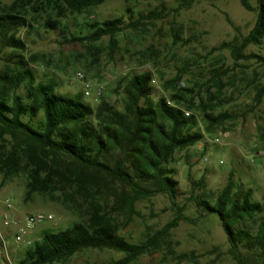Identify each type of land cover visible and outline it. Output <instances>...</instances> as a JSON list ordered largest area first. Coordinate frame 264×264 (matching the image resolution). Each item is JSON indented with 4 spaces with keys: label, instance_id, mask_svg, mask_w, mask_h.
Instances as JSON below:
<instances>
[{
    "label": "trees",
    "instance_id": "trees-1",
    "mask_svg": "<svg viewBox=\"0 0 264 264\" xmlns=\"http://www.w3.org/2000/svg\"><path fill=\"white\" fill-rule=\"evenodd\" d=\"M107 1L16 0L11 6H0V55L5 49L12 51L0 71L2 186L23 177L25 201L43 196L85 214L65 230L46 231L28 246L19 264H64L86 250L122 255L109 264H135L145 255L162 251L171 231L182 222L195 224L210 216L220 221L235 264H264V196L254 201L250 190L235 183L233 172L218 196L195 195L199 188L205 189V179L192 181L190 196L199 213V218L192 220L179 203V182L176 171L170 168L178 152L203 141L198 114L207 132L232 118L227 113H214L223 103V91L235 85V76L230 77L228 70L215 69L204 87L196 85L191 90L177 87L181 75L167 80L163 91L169 95L157 100L153 98L152 72L123 78L117 85L124 93L122 110L105 99L96 108L85 104L80 101L84 93L75 95L76 99L57 93L58 84L53 79L37 82L31 65L40 60L25 58L21 54L25 44L15 38L19 29L32 26V19L38 22L32 13L45 15L39 26L46 31L61 30L63 43L82 44L96 61L104 52L100 44L105 38L109 39L112 59L119 35L144 33L149 24L163 18L157 11L136 18L128 9L129 17L103 22L88 19L79 24L77 32L70 30L68 19L87 16ZM196 1L176 0L177 10H188ZM240 3L256 13L254 28L241 40L223 43L214 50H229L237 67L242 61L264 64V56L245 54L249 46L264 44V0H256V6L251 0ZM225 78H229L228 83ZM258 79L252 81L251 111L264 100V85ZM200 91L206 100L197 102ZM160 195L169 199L174 219L161 230L147 233L142 242H130L121 231L138 215L137 204ZM256 221L257 230L247 227ZM179 259H190V255L182 254Z\"/></svg>",
    "mask_w": 264,
    "mask_h": 264
},
{
    "label": "rangeland",
    "instance_id": "rangeland-1",
    "mask_svg": "<svg viewBox=\"0 0 264 264\" xmlns=\"http://www.w3.org/2000/svg\"><path fill=\"white\" fill-rule=\"evenodd\" d=\"M15 1L0 0V6H11ZM251 2L253 6L257 5L256 0ZM128 9L136 18L151 11L160 12L163 18L149 24L144 33L127 31L119 35L112 59L108 38L100 44L104 52L99 53L96 61L82 44L63 43L65 34L61 30L46 31L39 26L45 20L43 14L32 13L38 22L32 19V26L19 29L15 38L25 44V50L21 52L25 58L37 57L40 60L31 65L37 82L53 79L58 84L57 93L75 99V95L83 94L89 84L92 97L85 96L80 101L94 108L105 99L122 110L124 93L117 89V85L121 79L133 75L153 73V98L157 100L169 95L163 91V83L167 80L181 75L177 87L191 90L196 85L204 87L215 69L228 70L230 77L235 76V85L223 91L220 96L223 103L214 113H227L232 118L207 132L198 114V129L204 134L203 141L178 152L170 168L176 171L175 179L179 182V203L185 209V216L192 220H197L199 213L195 200L190 196L191 184L202 178L205 179V189L199 188L197 196H218L226 187L230 172H233L235 183L250 190L254 201H261L264 196V100L254 111H251V106L255 85L252 81L258 77V82L264 85V64L255 60L242 61L239 63L242 66L237 67L229 50H214L223 43H234L247 36L256 24V13L245 10L240 0H197L190 9L181 11L177 10L176 0H108L90 10L87 16L70 18L67 23L75 33L79 24L88 19L103 22L122 15L129 17L126 14ZM11 52L5 49L0 55V71L7 65ZM250 53L264 56V44L249 46L245 54ZM79 75L84 76V83L76 81ZM228 79L225 78L224 82L228 83ZM100 90V100H95ZM196 100L205 101V93L200 91ZM25 192V178H16L2 186L0 176V215L22 219L26 215L44 213L54 217L53 222L35 225L26 241L35 242L46 231L65 230L85 217L83 212L80 214L47 197L37 195L25 201ZM7 200L12 204L10 211L4 207ZM136 209L138 215L121 231L132 243L142 242L147 233L161 230L174 219L169 199L164 195L140 201ZM258 221L248 223L247 227L257 230ZM9 248L13 253V264H19L28 244H16L11 238ZM182 254L190 255V259L180 260ZM4 256L0 246V264H8ZM121 257V254L108 250H86L64 264H109ZM135 264L235 263L229 254L227 236L220 221L210 216L195 224L182 222L171 231L162 251L145 255Z\"/></svg>",
    "mask_w": 264,
    "mask_h": 264
},
{
    "label": "built area",
    "instance_id": "built-area-1",
    "mask_svg": "<svg viewBox=\"0 0 264 264\" xmlns=\"http://www.w3.org/2000/svg\"><path fill=\"white\" fill-rule=\"evenodd\" d=\"M76 81L84 83L85 78L83 75L77 76ZM155 82V81H154ZM153 82V83H154ZM86 83V82H85ZM84 94L86 97H92V92L89 84L86 85ZM101 90L96 94L95 100H100ZM189 115V114H187ZM4 207L7 211L12 209V204L9 200L4 203ZM44 221L53 222L54 217L52 215H46L44 213H36L32 215H26L22 219L13 218L8 215H0V246L5 252V258L8 264H13V253L9 248V240L14 239L16 244L27 243L30 246L33 242L26 241L25 238L31 232V230L38 223H43Z\"/></svg>",
    "mask_w": 264,
    "mask_h": 264
}]
</instances>
